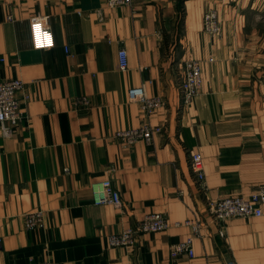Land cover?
Masks as SVG:
<instances>
[{"label": "crops", "instance_id": "1", "mask_svg": "<svg viewBox=\"0 0 264 264\" xmlns=\"http://www.w3.org/2000/svg\"><path fill=\"white\" fill-rule=\"evenodd\" d=\"M209 8L221 26L213 37L203 29ZM263 13L264 0H0V80L21 79L28 94L13 135H0V264H264V204L260 216L220 223L206 210L208 200L264 183ZM39 17L53 33L50 48L31 45ZM191 58L201 86L183 106L182 64ZM138 85L162 105L145 112L129 101ZM82 95L87 106L74 103ZM142 124L161 131L129 147L113 137ZM196 151L201 181L189 167ZM106 178L120 207L93 202L92 185ZM36 208L45 223L27 229L22 214ZM155 212L165 230L130 247L108 244ZM192 220L202 223L194 255L171 256Z\"/></svg>", "mask_w": 264, "mask_h": 264}, {"label": "built area", "instance_id": "2", "mask_svg": "<svg viewBox=\"0 0 264 264\" xmlns=\"http://www.w3.org/2000/svg\"><path fill=\"white\" fill-rule=\"evenodd\" d=\"M133 0H105L107 7L132 5ZM97 10V15H100ZM30 39L34 48H50L54 45L53 33L48 27L47 19L44 17L34 18L30 21ZM203 29L210 36H217L221 31L218 13L214 8H209L203 14ZM65 51H68L65 47ZM118 67L127 69V54L124 48H119L117 53ZM183 75L179 84L181 101L183 106L192 103L201 86V66L198 59H186L183 64ZM23 81L18 78L0 80V135L11 137L15 127L23 118L20 111L22 101L28 99V94L23 91ZM22 93V94H21ZM22 95V97L20 96ZM129 101H136L145 112H150L162 105L159 96H149L143 85L132 86L127 90ZM74 103L87 106L89 101L84 95L76 97ZM161 131L159 125L142 124L138 127H128L115 131L113 137L118 139L122 147H129L138 141L149 143L153 133ZM189 167L197 180L203 179L202 159L199 152H191L189 155ZM92 198L95 204H110L120 207L122 201L119 192L114 188L110 178L92 185ZM264 204V183L258 185L249 195H227L208 200L206 210L211 216L220 222L233 217L260 216ZM24 226L27 229L41 227L45 223V212L36 208L22 214ZM190 227L188 237L180 242L169 245L171 256L185 253L192 257L194 255L193 239L200 235L202 223L199 220L186 221ZM169 226L164 215L160 212L147 214L137 219L132 225L124 227L118 233L108 236L110 246H133L138 235L145 232L163 231ZM25 264H60L49 259H30ZM228 264H231L229 261Z\"/></svg>", "mask_w": 264, "mask_h": 264}, {"label": "rangeland", "instance_id": "3", "mask_svg": "<svg viewBox=\"0 0 264 264\" xmlns=\"http://www.w3.org/2000/svg\"><path fill=\"white\" fill-rule=\"evenodd\" d=\"M263 15H264V13H263ZM258 27H259V29H260L261 31H263V30H264V23H262V24L259 25Z\"/></svg>", "mask_w": 264, "mask_h": 264}]
</instances>
